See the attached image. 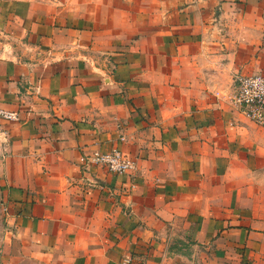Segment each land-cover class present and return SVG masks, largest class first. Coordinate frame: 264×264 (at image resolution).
Returning <instances> with one entry per match:
<instances>
[{"label": "crops", "instance_id": "crops-1", "mask_svg": "<svg viewBox=\"0 0 264 264\" xmlns=\"http://www.w3.org/2000/svg\"><path fill=\"white\" fill-rule=\"evenodd\" d=\"M258 74L264 0H0L2 264H264Z\"/></svg>", "mask_w": 264, "mask_h": 264}, {"label": "built area", "instance_id": "built-area-1", "mask_svg": "<svg viewBox=\"0 0 264 264\" xmlns=\"http://www.w3.org/2000/svg\"><path fill=\"white\" fill-rule=\"evenodd\" d=\"M236 81V91L230 99L231 104L239 108L246 119L264 129V76L259 74L240 76ZM18 120V113L0 109V121ZM120 141H124V138L121 137ZM80 162L86 168L102 167L115 175L128 174L135 168V161L120 150L110 152L94 150L82 156Z\"/></svg>", "mask_w": 264, "mask_h": 264}, {"label": "rangeland", "instance_id": "rangeland-1", "mask_svg": "<svg viewBox=\"0 0 264 264\" xmlns=\"http://www.w3.org/2000/svg\"><path fill=\"white\" fill-rule=\"evenodd\" d=\"M261 145H264L261 144ZM254 165H253V168H254V176H255V179L257 181H259L260 183L257 190H259V192L264 195V153L263 154H256L254 156ZM262 184V185H261ZM0 264H2V262L0 261Z\"/></svg>", "mask_w": 264, "mask_h": 264}]
</instances>
